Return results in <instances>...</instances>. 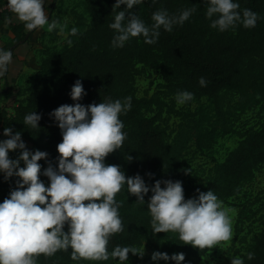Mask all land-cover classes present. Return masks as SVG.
<instances>
[{"label":"trees","instance_id":"1","mask_svg":"<svg viewBox=\"0 0 264 264\" xmlns=\"http://www.w3.org/2000/svg\"><path fill=\"white\" fill-rule=\"evenodd\" d=\"M89 17L88 25L78 28L76 35H69V46L44 56L31 77L27 94L7 116L0 107V124L3 129L11 127L13 133L21 132L22 139L37 150L48 153L47 160L38 161L42 171L51 162L58 167L57 145L62 142L61 130L50 113L62 104L81 103L85 106L107 99L132 98L131 110L121 114L127 138L122 147L105 158L106 164L119 165L126 176L139 174L145 183L154 186L157 180L181 181L185 199L198 196L197 189L214 191L220 200L245 195L255 174L264 166V122L256 128L237 130L242 116L249 112L264 110V0H238L240 10L251 9L259 15L254 28L237 25L224 32L210 27L206 17V0H144L132 11L149 26L152 13L167 9L170 15H179L186 8H195L188 21L176 25L171 32L160 29L155 44H147L143 37L131 38L123 48L111 47L114 30L115 0H82ZM6 14L0 12V17ZM14 35L8 50L27 42L35 31H27L23 23L12 25ZM140 68V69H139ZM157 73L160 84L152 93L138 96L136 78L141 71ZM206 81L201 86L200 78ZM80 80L86 95L73 101L70 92ZM7 84L0 91L5 95ZM187 90L194 94L193 100L182 107L176 106V94ZM195 104L194 108H190ZM41 115L39 128L24 125L26 114ZM175 119L173 127L169 123ZM235 134L239 138L220 162H215L206 172L199 174L193 160L209 155L219 138ZM132 160H128V156ZM70 159V158H69ZM21 166L23 162L21 161ZM18 177L7 180L0 173V202L17 187ZM47 185L49 180L41 175ZM161 187H164L163 183ZM139 203L125 186L116 195L120 202L119 213L124 230L113 235L108 244L109 252L117 246H133L144 249L143 257L129 253L126 264H174V261H153V252L184 253L182 264H202L209 249L200 250L184 244L177 233H153L147 202ZM253 203L264 206V195L253 198ZM250 204L242 203L235 223V236L245 223L259 222L260 230L253 233L244 252L235 251L245 264H264V215L252 210ZM67 231V225H65ZM251 233V232H250ZM71 249L57 251L48 256L40 254L37 264H118L117 259L92 261L73 260ZM253 252V259L247 253Z\"/></svg>","mask_w":264,"mask_h":264},{"label":"clouds","instance_id":"2","mask_svg":"<svg viewBox=\"0 0 264 264\" xmlns=\"http://www.w3.org/2000/svg\"><path fill=\"white\" fill-rule=\"evenodd\" d=\"M144 0H115L114 30L111 47L123 48L131 38L143 37L147 44H155L160 29L171 32L176 25L189 20L195 8H186L179 15H170L167 9H157L152 13L151 26L135 14L132 9ZM205 15L211 21L210 27L224 32L237 25L254 28L259 15L251 9L240 10L238 0H206ZM52 0H7L10 11L16 20L23 23L27 31L43 29L64 36L66 23L49 20L46 4ZM155 4L156 0H152ZM11 22L5 18V27ZM78 28L72 27L69 35H76ZM69 46L71 39H66ZM13 61L11 50L0 47V78L5 77ZM201 86H206L203 77ZM86 95L80 80L71 88L73 101ZM194 94L184 90L176 94V102L183 105L193 100ZM132 98L107 99L87 106L79 102L62 104L50 116L61 130L62 142L57 145L60 154L58 167L51 162L42 171L38 161L47 160L46 151L26 147L21 132L13 133L11 127L3 130L6 139L0 140V173L7 180L18 177L17 187L0 202V264H37L40 254L51 256L57 251H71L73 260L87 259L107 261L110 257L118 264L128 262L129 253L143 257L144 249L133 246H115L108 250L110 238L124 230L119 213L120 202L116 195L125 186L130 195L139 203L145 202V195L151 190L147 202L153 233H177L184 244L200 250L222 246L233 238V209L209 189L198 196L185 199L182 182L157 180L148 186L139 175L126 176L119 165L106 164L105 158L120 149L127 138L121 114L131 110ZM41 115L31 112L25 115L24 125L31 129L39 128ZM19 151L16 159L10 152ZM70 158V159H69ZM128 160H132L129 155ZM21 161L23 166H21ZM41 175L48 178L46 185ZM163 183L164 187H161ZM67 225V231H65ZM255 253L248 252L251 260ZM153 261H174L182 264L184 253L155 251ZM231 264H245L240 256H234Z\"/></svg>","mask_w":264,"mask_h":264},{"label":"rangeland","instance_id":"3","mask_svg":"<svg viewBox=\"0 0 264 264\" xmlns=\"http://www.w3.org/2000/svg\"><path fill=\"white\" fill-rule=\"evenodd\" d=\"M6 5L7 0H0V6L4 7ZM51 9H58L57 13H53L52 19L58 20L61 23H66L67 28L65 30V35L62 36L58 34V30H54L49 32L48 35L41 37V41L38 44L40 49L36 50L32 55L29 62V71L19 80L18 86L24 98L27 94L31 74L36 66L39 65L41 59L47 54L57 52L62 49L72 27L79 28L82 25V27L85 28L89 23V17L85 12L82 0H55L51 5ZM4 12L8 15L11 14V11L5 10ZM160 82L161 81L157 73L151 70L141 71L136 78L138 96H142L145 93H152ZM176 106L177 108L182 107V105H178L177 102ZM194 106L195 104H192L190 108H194ZM174 121L175 119H171L169 122L171 127H173ZM261 122H264V110L260 113H258L257 109L252 112L249 111L242 116L240 123L237 124V130L242 131L244 129L256 128ZM23 141L29 150L33 152L37 150L33 146L29 145L25 140ZM238 141L239 138L235 134L219 138L213 146L210 154L206 156H198L195 160H193L194 165L191 166L196 168L199 174H201L200 172L202 171L206 172L215 162L222 161L225 155L236 146ZM9 156L11 159H16L19 156V151L10 152ZM243 193L245 195L231 199L224 204L234 210L232 213L234 232L232 240L230 242H222V246H215L212 249H209L203 257L202 264H231L232 257L236 256L235 251L238 250L241 253L244 252L250 243L252 234L257 233L260 230L258 221L249 225V227L248 223H245L239 234L235 236L236 218L242 203L250 204L252 210L259 212L258 215H264V206L260 205V203H251L253 198H261L264 195V166L255 174L252 182L244 187Z\"/></svg>","mask_w":264,"mask_h":264},{"label":"crops","instance_id":"4","mask_svg":"<svg viewBox=\"0 0 264 264\" xmlns=\"http://www.w3.org/2000/svg\"><path fill=\"white\" fill-rule=\"evenodd\" d=\"M55 0H52V3L47 5L46 10L49 13V20L53 18V13H57L58 9H51V5ZM51 9V10H50ZM6 15L0 17V47L7 49V46L11 43L14 35L11 31V26L20 24L22 22L16 20L14 14L5 13V8L0 6V12ZM60 11V8H59ZM10 17L11 22L5 27V18ZM49 31H47V27L45 26L43 29L35 30L28 38L27 42L23 45L16 47L13 50V61L9 65V70L5 77L0 78V91L4 89V84L6 82L7 88L5 90V95L0 98V107L4 109L7 115L12 116L14 113V108L19 104V102L24 98L22 96V92L19 89V80L21 77L25 76L29 71V62L32 58V55L36 50L40 49L38 45L41 41V37L48 35ZM39 66V65H38ZM38 66L33 70L32 75L37 70ZM2 125L0 124V127ZM3 127H1V130ZM7 137H3L6 139Z\"/></svg>","mask_w":264,"mask_h":264},{"label":"built area","instance_id":"5","mask_svg":"<svg viewBox=\"0 0 264 264\" xmlns=\"http://www.w3.org/2000/svg\"><path fill=\"white\" fill-rule=\"evenodd\" d=\"M4 8H5V10L10 11V9L8 8V5L4 6ZM7 116H9V115H7ZM1 127H0V140H3L4 135H3V131L1 130Z\"/></svg>","mask_w":264,"mask_h":264}]
</instances>
